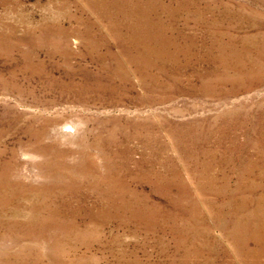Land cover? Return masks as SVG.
Listing matches in <instances>:
<instances>
[{
	"label": "rangeland",
	"instance_id": "1",
	"mask_svg": "<svg viewBox=\"0 0 264 264\" xmlns=\"http://www.w3.org/2000/svg\"><path fill=\"white\" fill-rule=\"evenodd\" d=\"M0 264H264V0H0Z\"/></svg>",
	"mask_w": 264,
	"mask_h": 264
},
{
	"label": "bare ground",
	"instance_id": "2",
	"mask_svg": "<svg viewBox=\"0 0 264 264\" xmlns=\"http://www.w3.org/2000/svg\"><path fill=\"white\" fill-rule=\"evenodd\" d=\"M138 50H146V51H148L149 48L146 47L145 45H142V46H140V47L138 48Z\"/></svg>",
	"mask_w": 264,
	"mask_h": 264
}]
</instances>
